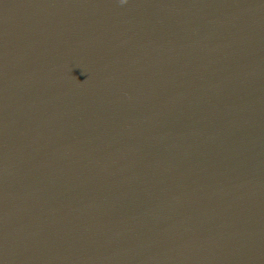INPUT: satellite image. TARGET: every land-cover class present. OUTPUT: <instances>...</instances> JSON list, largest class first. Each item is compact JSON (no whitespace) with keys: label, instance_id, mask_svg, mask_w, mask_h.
<instances>
[{"label":"water","instance_id":"95a60500","mask_svg":"<svg viewBox=\"0 0 264 264\" xmlns=\"http://www.w3.org/2000/svg\"><path fill=\"white\" fill-rule=\"evenodd\" d=\"M0 264H264V0H0Z\"/></svg>","mask_w":264,"mask_h":264},{"label":"clouds","instance_id":"9594fccd","mask_svg":"<svg viewBox=\"0 0 264 264\" xmlns=\"http://www.w3.org/2000/svg\"><path fill=\"white\" fill-rule=\"evenodd\" d=\"M127 2V0H121V3H126Z\"/></svg>","mask_w":264,"mask_h":264}]
</instances>
